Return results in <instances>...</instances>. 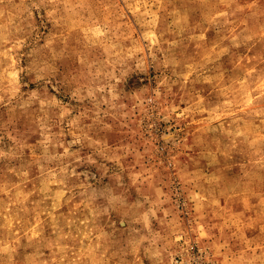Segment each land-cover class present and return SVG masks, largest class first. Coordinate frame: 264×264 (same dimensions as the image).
<instances>
[{"label":"rangeland","instance_id":"rangeland-1","mask_svg":"<svg viewBox=\"0 0 264 264\" xmlns=\"http://www.w3.org/2000/svg\"><path fill=\"white\" fill-rule=\"evenodd\" d=\"M0 264H264V0H0Z\"/></svg>","mask_w":264,"mask_h":264}]
</instances>
